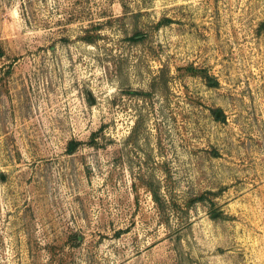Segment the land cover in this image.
I'll return each mask as SVG.
<instances>
[{"label": "rangeland", "instance_id": "rangeland-1", "mask_svg": "<svg viewBox=\"0 0 264 264\" xmlns=\"http://www.w3.org/2000/svg\"><path fill=\"white\" fill-rule=\"evenodd\" d=\"M263 22L0 0V264H264Z\"/></svg>", "mask_w": 264, "mask_h": 264}, {"label": "trees", "instance_id": "trees-1", "mask_svg": "<svg viewBox=\"0 0 264 264\" xmlns=\"http://www.w3.org/2000/svg\"><path fill=\"white\" fill-rule=\"evenodd\" d=\"M263 27H264V22H263ZM139 35H140L139 33H135L132 36L133 41H137V37H139ZM98 38H99V36L97 34H95V36H92V38H90V40H88V42L90 44H95L98 41ZM205 77H206V74H205ZM207 77H209V76L207 75ZM76 145H78V144H75V146ZM154 198H155V201H156L159 209L161 210V212H164L165 211L164 203L161 201V198L157 195V192H154Z\"/></svg>", "mask_w": 264, "mask_h": 264}, {"label": "water", "instance_id": "water-1", "mask_svg": "<svg viewBox=\"0 0 264 264\" xmlns=\"http://www.w3.org/2000/svg\"><path fill=\"white\" fill-rule=\"evenodd\" d=\"M217 116H219V113L217 114Z\"/></svg>", "mask_w": 264, "mask_h": 264}]
</instances>
